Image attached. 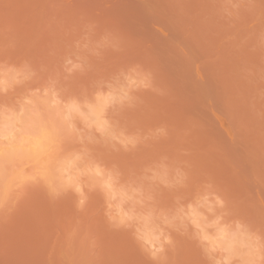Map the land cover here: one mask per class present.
<instances>
[{
  "label": "rangeland",
  "instance_id": "obj_1",
  "mask_svg": "<svg viewBox=\"0 0 264 264\" xmlns=\"http://www.w3.org/2000/svg\"><path fill=\"white\" fill-rule=\"evenodd\" d=\"M0 65L10 149L75 129L0 175V264H151L165 224L163 264H207L212 195L264 234V0H0ZM53 152L82 194L32 182Z\"/></svg>",
  "mask_w": 264,
  "mask_h": 264
},
{
  "label": "clouds",
  "instance_id": "obj_2",
  "mask_svg": "<svg viewBox=\"0 0 264 264\" xmlns=\"http://www.w3.org/2000/svg\"><path fill=\"white\" fill-rule=\"evenodd\" d=\"M4 65H0V76L4 75ZM5 91L0 89V92ZM87 108V107H86ZM87 111V110H86ZM45 121V129L53 142H58L60 147H70V136L75 129L65 128L58 117H49L41 114ZM59 153H49L44 156L45 172L34 174L32 182L41 184L49 195L55 197L67 191L83 192L85 177H76L57 163ZM37 162L31 155V149L22 146L19 153L8 147V140H0V175L9 167L28 171ZM75 181V182H74ZM209 201L208 212L216 213L215 227L207 234H201L198 239L201 252L207 264H264V234L252 231L238 220L229 218L226 202L219 196L212 195ZM83 203V201H81ZM171 225L161 226L154 241L147 243V254L151 264H163V257L168 246L173 244V239L168 230ZM199 231V230H198Z\"/></svg>",
  "mask_w": 264,
  "mask_h": 264
},
{
  "label": "bare ground",
  "instance_id": "obj_3",
  "mask_svg": "<svg viewBox=\"0 0 264 264\" xmlns=\"http://www.w3.org/2000/svg\"><path fill=\"white\" fill-rule=\"evenodd\" d=\"M94 110V109H93ZM97 111H100V110H97ZM93 112V111H92ZM96 112V111H95ZM98 113V112H97ZM93 115H95V113H93ZM10 126V124L8 125ZM8 129V127L4 130L6 131ZM11 129V132H12V128ZM37 130V127L35 128ZM9 130V129H8ZM3 131V132H4ZM34 131V130H33ZM29 133V132H28ZM31 133V132H30ZM29 135H27L26 137H22L20 139V142L22 143L21 146H27L28 148L31 149V155H36V154H41V152L43 151V149L45 148V141L47 139V136L49 137V135H47L45 129L43 128H39L36 132H34L33 134L31 133ZM2 134V133H1ZM11 135L10 132H4L3 136H6V135ZM2 136V135H1ZM13 136V135H12ZM20 138V137H18ZM16 141V140H15ZM19 142V141H18ZM18 144V143H17ZM15 144V145H17ZM20 144V143H19ZM14 145V146H15ZM47 145V143H46ZM19 146V148L21 147ZM16 150V149H15ZM35 157V156H34Z\"/></svg>",
  "mask_w": 264,
  "mask_h": 264
}]
</instances>
